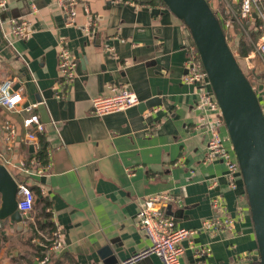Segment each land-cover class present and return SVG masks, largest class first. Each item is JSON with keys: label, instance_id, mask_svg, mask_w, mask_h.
<instances>
[{"label": "crops", "instance_id": "1", "mask_svg": "<svg viewBox=\"0 0 264 264\" xmlns=\"http://www.w3.org/2000/svg\"><path fill=\"white\" fill-rule=\"evenodd\" d=\"M76 2L70 25L58 0H6L0 12V83L12 80L23 96L14 109L0 106V162L34 195L33 209L21 223L0 221V264H38L35 257L44 255L49 256L44 264H123L150 245L137 214L144 200L160 193L176 198L166 211L177 225L196 230L182 243V264H251L248 256L259 249L243 179L233 190L226 164L205 160L206 122L216 115L197 107L198 85L183 81L193 43L186 25L156 0ZM209 3L224 24L230 21L226 36L236 54L240 29L256 41L253 47L262 39L259 18L242 25L232 17L230 10L238 11L241 0ZM12 19L27 20L26 38L11 33ZM60 44L76 63L68 85L58 69ZM253 57L254 49L241 68L257 75L264 101V78L257 61L250 63ZM121 87L135 92L140 103L103 116L93 113V97ZM155 97L160 105L141 106ZM32 114L44 125L42 133L24 125ZM28 132L36 134L35 142ZM220 133L232 149L226 126ZM41 138L45 162L36 156ZM31 159L51 167L43 175L24 174L19 163ZM42 212L58 227L62 248L46 250L48 236L39 230L43 239L32 243L46 252L38 255L27 241V227ZM227 217L235 218L230 229L203 228L205 220ZM204 247L211 252L199 254ZM135 264L163 262L153 255Z\"/></svg>", "mask_w": 264, "mask_h": 264}, {"label": "built area", "instance_id": "2", "mask_svg": "<svg viewBox=\"0 0 264 264\" xmlns=\"http://www.w3.org/2000/svg\"><path fill=\"white\" fill-rule=\"evenodd\" d=\"M209 1V0H207ZM76 0H58V5L65 14L66 23L72 24L76 15ZM6 9V0H0V12ZM86 9V5L84 6ZM231 15L240 24L247 20L259 18L261 20V29L263 31L262 39L254 46V55H258L264 62V9L262 0H242L238 11L231 9ZM231 18V17H230ZM230 21H227L226 28L230 27ZM11 33L17 38H26L28 36V22L25 19L11 20ZM189 57L187 60L186 74L183 81L187 84H196L200 89V99L196 103L198 108H204L215 113L214 121H207L206 127L210 133L208 143V153L206 161L222 160L227 166V178L231 189L236 190L238 180L242 178L239 161L233 148L226 145V139L220 133V127L226 126L225 120L216 95L213 91L208 73L201 60L198 48L194 43L189 46ZM76 63L70 56V51L60 44L58 51V69L66 85L70 84L75 76ZM112 95H98L91 99L92 111L94 114L103 116L127 110L140 103L135 92L127 87L113 88ZM23 101V96L18 89H14L12 80H5L0 83V106L11 110ZM205 121V120H203ZM25 126L34 125L37 132L42 133L44 125L40 122L37 115L24 119ZM11 135L14 129H10ZM27 138L31 142L37 140L36 134L28 132ZM51 164L47 162L42 164L36 159L29 162H20L19 170L24 174L43 175L48 172ZM34 195L31 189L24 182H17V208L22 216L26 218L33 209ZM176 202V198L170 194L160 193L149 196L140 206L137 214V222L140 229L145 232L150 240V245L123 261V264H135L151 257H159L163 264H182L181 258L184 254L183 241L196 232L182 226H178L175 218L168 214L166 209ZM239 218L244 217V211L241 208ZM235 223V218L227 217L224 220L208 219L203 222V228L210 231H221L230 229ZM62 248L60 231L57 226L52 233L51 245L49 249L57 252ZM211 249L201 248L199 254H209ZM259 254H250L248 256L251 264H259L256 259ZM49 256L35 257L38 264H44Z\"/></svg>", "mask_w": 264, "mask_h": 264}, {"label": "water", "instance_id": "3", "mask_svg": "<svg viewBox=\"0 0 264 264\" xmlns=\"http://www.w3.org/2000/svg\"><path fill=\"white\" fill-rule=\"evenodd\" d=\"M163 1L189 30L218 99L250 205L259 249L256 259L264 264V106L209 2ZM160 104L155 97L141 106L148 109ZM7 218L21 223L24 216L17 208V182L0 162V221Z\"/></svg>", "mask_w": 264, "mask_h": 264}, {"label": "trees", "instance_id": "4", "mask_svg": "<svg viewBox=\"0 0 264 264\" xmlns=\"http://www.w3.org/2000/svg\"><path fill=\"white\" fill-rule=\"evenodd\" d=\"M156 1H158V2H160V3L165 5L163 0H156ZM215 14H216L217 18L219 19V21H220V23H221V25H222L225 33H226V26H225L224 22L222 21V19L218 16V14L216 12H215ZM257 24L260 25L261 24L260 21H257ZM240 31H241L242 36H241L240 42H239V49H240L239 54H240V56L239 55L238 56L240 58H244L245 59L253 51V49H254L253 43L256 42V41L254 39H253L252 42L248 41L246 39V33L242 29H240ZM231 49H232V47H231ZM232 51L234 52V54H235V56L237 58L236 52L233 49H232ZM262 105H263V103H262ZM40 142H41V148H40V150H39V152L37 153L36 156L42 162H45L46 154H47V152L45 150V143L43 142L42 138H41ZM49 217H50L49 213L42 212L40 215L39 214L37 215V218L35 219L34 223H29L28 224V227H27L28 228L27 241H28V243L31 242V244H32L31 246L35 250L34 254L43 255L46 252V251H43L40 248H38V246L36 244L32 243L33 239H37V238L38 239H43V237L40 236V234L38 233L39 230L45 231L46 235L48 236L47 241H44V246L46 247V250L51 245L52 233L55 230V226H54L53 223L50 222Z\"/></svg>", "mask_w": 264, "mask_h": 264}, {"label": "rangeland", "instance_id": "5", "mask_svg": "<svg viewBox=\"0 0 264 264\" xmlns=\"http://www.w3.org/2000/svg\"><path fill=\"white\" fill-rule=\"evenodd\" d=\"M251 41V40H250ZM258 58H259V60L261 61V62H259V60H258ZM237 59H238V62H240L239 64H241L240 66H244L245 67V65H246V63H245V59L244 58H240L239 56H238V54H237ZM251 62V64H253L254 65V61H257V65H258V69H259V71H258V74L259 75H261L263 78H264V62H263V60L258 56V55H254V57H253V59H251L250 60ZM262 63V64H261ZM242 66V67H243ZM245 74H246V76L249 78V80L251 81V82H253V83H256V86H255V89H256V91H257V94L259 95V97H260V99H261V102L263 103V105H264V101H263V96H262V90H261V88H260V86L258 85V82H257V80H256V76L257 75H254L253 74V72L249 69V67L248 66H246V68H245Z\"/></svg>", "mask_w": 264, "mask_h": 264}]
</instances>
